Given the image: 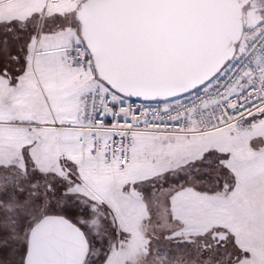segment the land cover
I'll return each mask as SVG.
<instances>
[{"label": "rangeland", "instance_id": "rangeland-1", "mask_svg": "<svg viewBox=\"0 0 264 264\" xmlns=\"http://www.w3.org/2000/svg\"><path fill=\"white\" fill-rule=\"evenodd\" d=\"M11 4L23 10L24 27L6 33L4 41L14 40L10 36L16 34L15 40L26 37L34 43L41 31L61 37L47 41L37 53L34 63L39 68L29 71L20 90L0 93V205L7 216L24 203L14 189L29 188L35 196L29 219L64 214L80 226L89 242L86 264H225L230 250L231 257L238 255L237 264H264L259 259V254L264 256V111L252 117L248 132L239 134L229 128L190 137L141 133L127 168L101 161L97 165L86 149L90 143H80L81 132L63 126L79 125V106L90 88L107 91L116 100L126 98L111 91L92 70V83L71 78L76 69H67L70 64L59 50L50 52L52 46L79 41L73 17L77 5L71 0H1L0 7ZM251 4L257 7L256 1ZM250 16L254 18L252 11ZM237 44L240 48L242 40ZM52 121H58L60 129L32 127ZM41 137L43 142L36 143ZM28 170L37 178L32 183ZM185 221L191 225L184 228ZM211 226L232 233L234 246L221 248L219 262L204 252L190 256L181 244L186 237L207 238ZM28 228L11 229L21 253ZM133 228L135 241L121 247L120 240L131 239ZM173 237L179 245H173ZM246 249L254 251L253 262L246 260ZM0 264L7 262L0 257Z\"/></svg>", "mask_w": 264, "mask_h": 264}, {"label": "water", "instance_id": "water-1", "mask_svg": "<svg viewBox=\"0 0 264 264\" xmlns=\"http://www.w3.org/2000/svg\"><path fill=\"white\" fill-rule=\"evenodd\" d=\"M95 76L131 99L166 101L208 82L243 31L238 0H84L74 10ZM84 231L62 214L30 228L23 264H84Z\"/></svg>", "mask_w": 264, "mask_h": 264}, {"label": "built area", "instance_id": "built-area-1", "mask_svg": "<svg viewBox=\"0 0 264 264\" xmlns=\"http://www.w3.org/2000/svg\"><path fill=\"white\" fill-rule=\"evenodd\" d=\"M241 1L246 9L242 45L205 86L168 102L115 100L99 88L87 92L78 128L80 143H90L96 162L126 168L141 133L195 136L223 128L250 130L249 118L264 110V0H254L257 7L253 0ZM63 53L75 66L89 61L83 44L67 46Z\"/></svg>", "mask_w": 264, "mask_h": 264}, {"label": "crops", "instance_id": "crops-1", "mask_svg": "<svg viewBox=\"0 0 264 264\" xmlns=\"http://www.w3.org/2000/svg\"><path fill=\"white\" fill-rule=\"evenodd\" d=\"M12 1H16V0H12ZM12 1H8V2H12ZM53 1L54 4L57 2V0H53ZM72 6L73 5H71L70 8L67 9V11H64L62 13L66 15V13L72 8ZM22 12L23 10L21 9V7H16L14 4L0 7V33H1L0 38L3 39L0 46V93L2 92L4 95L7 92H9L8 94L16 92L26 84L29 71L33 70L36 73L39 68L38 64L34 63L37 53L47 45V41L53 43V40L55 38L61 37L56 33L53 34L54 31H49L50 34H45L43 31H41L38 34V36L35 35L36 38L34 43H32V41H28L26 37L22 38L20 41H17L15 40L16 34H14V36H10L14 40H9L7 42L4 41V39L6 38V33H10V32L17 33L18 31L21 30L20 24L23 26L22 19L24 16L22 15ZM7 22H8V27L4 29L3 26H5V23ZM58 27L59 26H57V28ZM67 44L61 45L60 48H58L59 46L57 48L55 46H52L50 52L53 51L55 53L56 50H59L62 54V50L64 47L67 46ZM74 68L76 70L75 73H73L74 75L72 74L73 76L71 78H76L77 80L85 81V83L94 81V77L92 75V71L90 68L77 69L72 65L70 66L67 65L68 70H74ZM78 112L80 116L81 104L79 106ZM79 116H78V121H79ZM77 125L78 123L76 122L75 125L67 124V126H63V127L64 128L71 127L77 129ZM169 136H178V135H169ZM41 142H43V137H41L36 143L40 144ZM183 227L185 228L187 227V225L185 224ZM183 227L176 229L180 230L183 229ZM172 239L173 241L175 240V243L174 244L172 243L173 245H179L180 242L178 240L174 239V237ZM183 242L184 245L188 244L186 242V239H183L181 241V244H183ZM164 245L167 246L166 244Z\"/></svg>", "mask_w": 264, "mask_h": 264}, {"label": "trees", "instance_id": "trees-1", "mask_svg": "<svg viewBox=\"0 0 264 264\" xmlns=\"http://www.w3.org/2000/svg\"><path fill=\"white\" fill-rule=\"evenodd\" d=\"M73 17H74V15H73ZM80 41H81V39L79 37V42ZM89 64L92 66L90 57H89ZM25 163L28 166L27 160L25 161ZM28 172H29L28 177L31 178L29 183H32L37 178H35V175L33 172H31L30 170H28ZM35 174L37 176H39L37 173H35ZM15 181H17V180H15ZM18 181H19V188H20L23 186L22 181L20 179H18ZM47 191H49V193H50V190H47ZM222 191H224V190H222ZM4 192L5 191H3L2 193H4ZM32 192H33L32 190H29V188L27 189V187H24V186L22 187V189L21 188L20 189H14L13 193L15 194V196L19 197L20 200L22 199L24 203H22V205H20L19 207H16L15 209H13L9 213L7 211L9 216H7L6 211L0 205V257L5 259L7 264H23V257H24V253L26 251V244L23 245V249H24L23 253H21V251L18 249V247H17L18 244L13 239V234L11 233L12 226H15L19 230H22L24 225L30 228L36 220H38L43 214H45V213H43V214L39 215L38 218L29 219L30 206L33 205L34 197H35V196H33ZM2 193H1V195H2ZM8 194L11 195V193H9V192H8ZM5 196L7 197L6 194H5ZM0 202H2V201H0ZM0 204H2V203H0ZM62 215H64V214H62ZM5 222H7V223H5ZM2 242H5L6 245H2L1 244Z\"/></svg>", "mask_w": 264, "mask_h": 264}, {"label": "flooded vegetation", "instance_id": "flooded-vegetation-1", "mask_svg": "<svg viewBox=\"0 0 264 264\" xmlns=\"http://www.w3.org/2000/svg\"><path fill=\"white\" fill-rule=\"evenodd\" d=\"M236 152H237V150H235L234 153H236ZM230 154H231V152H230ZM131 186L132 185L129 186L130 187L129 190L132 192L133 188ZM137 193L139 195V192H137ZM185 222H186L187 227H189L191 225L190 223H189V225L187 224L188 221H185ZM191 223H193V222H191ZM211 227H212L211 230L208 231L207 234L204 233L205 235H207L206 236L207 238L201 237L200 241H197V238L194 237V236L193 237L192 236L191 237H186V242L190 246L187 247L188 245H186L185 249L188 248L187 250H188V254H190V256L201 255L204 252L203 256L204 255L205 256L209 255V256H207V258L211 257L212 260H215L216 262H219L220 259H221V256H220L221 248H225L227 246L229 248V247L234 246V242L231 243V241H230L232 233L228 229L216 228L215 226H211ZM134 233L135 232H134V228H133L132 231L130 232V234L132 235L131 236L132 238L130 239L129 237H126L125 239H121L119 245H121V247H123V244L125 246L126 245L129 246V243H133L135 241V239H136V234H134ZM27 237H28V235H27ZM138 242H140V241H138ZM128 246H127V248H128ZM138 246H139V244H138ZM164 247H166V246H164ZM161 249L162 248L159 249V253L161 252ZM163 249H164V251L167 250L166 248H163ZM123 250H124V248H123ZM88 251H89V248H88ZM244 251L248 252V254H249V257H246V260L253 262V260H254V251L252 249H246ZM129 252H130L129 250H126V253H124V254L129 256L130 255V254L128 255ZM190 252L194 253L195 255L190 253ZM87 255H88V253H87ZM226 255L227 256H226L225 264H237V262L240 261V259L237 258L238 257L237 254L233 255L232 257L230 256L231 255V250H230V253H228ZM118 257H120V256L119 255L117 256V254H116V258H118ZM259 259L261 261L264 260V256L259 254ZM96 261H98V260H96ZM230 261L232 263H230ZM84 264H86V263H84ZM254 264H257V263H254Z\"/></svg>", "mask_w": 264, "mask_h": 264}]
</instances>
